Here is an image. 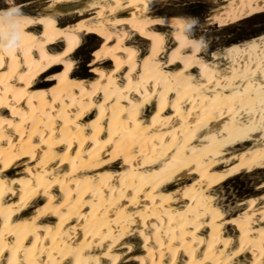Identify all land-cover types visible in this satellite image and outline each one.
I'll return each mask as SVG.
<instances>
[{
  "label": "bare ground",
  "instance_id": "bare-ground-1",
  "mask_svg": "<svg viewBox=\"0 0 264 264\" xmlns=\"http://www.w3.org/2000/svg\"><path fill=\"white\" fill-rule=\"evenodd\" d=\"M172 1L0 10V264H264V35L209 51Z\"/></svg>",
  "mask_w": 264,
  "mask_h": 264
},
{
  "label": "rangeland",
  "instance_id": "rangeland-1",
  "mask_svg": "<svg viewBox=\"0 0 264 264\" xmlns=\"http://www.w3.org/2000/svg\"><path fill=\"white\" fill-rule=\"evenodd\" d=\"M5 1L6 0H0V10L10 8L15 4H21L22 2L29 3L31 4V7H33L34 9H38L41 7V3H44V0H12V3L8 7H4L3 3ZM215 1L216 0H174L172 1L173 5L171 6V8L175 7V9L177 8L179 10L181 8L184 9L187 5L193 4L199 6L198 10L193 9L196 14L188 13L189 19H187L186 17L185 18L186 21L190 23V32L200 33L201 36L205 37V40L208 43V46L210 47L209 51L226 47L227 45H230L232 43L250 40L253 37L258 38L264 35V13L252 16L247 20H241L238 23L233 24L232 27L226 30L220 28L218 25H204L205 23L202 24L203 22L201 21V23H199V17L206 18L208 15L211 14L212 6H225L228 4V0H221L222 2L218 4H216ZM167 8L170 9V6H167ZM99 45L100 44H98V42L94 38L84 37L82 47L76 52L73 57L76 62V73L83 75V77L85 76L89 78V64L91 63L92 59H94V56H92V54L99 48ZM206 52H208V50ZM257 176H259V174L242 177V181H240L241 183L237 181L238 186H236L235 189L237 188L236 190L240 192L243 190L241 187L244 184L253 186L255 184L254 179H256Z\"/></svg>",
  "mask_w": 264,
  "mask_h": 264
},
{
  "label": "snow or ice",
  "instance_id": "snow-or-ice-1",
  "mask_svg": "<svg viewBox=\"0 0 264 264\" xmlns=\"http://www.w3.org/2000/svg\"><path fill=\"white\" fill-rule=\"evenodd\" d=\"M12 11L14 12V11H17V9L16 8H12Z\"/></svg>",
  "mask_w": 264,
  "mask_h": 264
}]
</instances>
